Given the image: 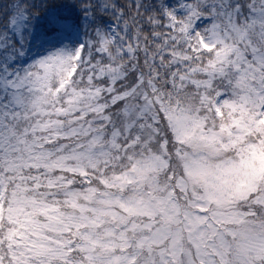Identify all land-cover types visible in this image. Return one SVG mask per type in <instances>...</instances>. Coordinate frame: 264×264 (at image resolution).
<instances>
[{
  "label": "snow or ice",
  "instance_id": "1",
  "mask_svg": "<svg viewBox=\"0 0 264 264\" xmlns=\"http://www.w3.org/2000/svg\"><path fill=\"white\" fill-rule=\"evenodd\" d=\"M0 264H264V0H0Z\"/></svg>",
  "mask_w": 264,
  "mask_h": 264
}]
</instances>
